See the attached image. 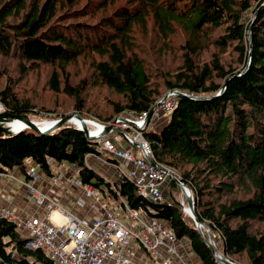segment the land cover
Here are the masks:
<instances>
[{"label":"trees","instance_id":"obj_1","mask_svg":"<svg viewBox=\"0 0 264 264\" xmlns=\"http://www.w3.org/2000/svg\"><path fill=\"white\" fill-rule=\"evenodd\" d=\"M170 91L182 94L144 138L191 190L203 235L172 196L146 201L123 175L99 174L87 157L103 154L71 123L0 138V174L28 178L32 162L50 178V161L66 163L83 184L163 221L198 264H221L208 231L233 263L264 264V0H0V105L12 117L109 124ZM0 264L54 262L0 219Z\"/></svg>","mask_w":264,"mask_h":264},{"label":"built area","instance_id":"obj_2","mask_svg":"<svg viewBox=\"0 0 264 264\" xmlns=\"http://www.w3.org/2000/svg\"><path fill=\"white\" fill-rule=\"evenodd\" d=\"M181 94L179 91H170L156 102L151 114V111L141 114L126 112L109 124L122 130V139L129 141L128 150L119 148L111 136L104 135L105 124L97 120L87 121L89 140L95 143L94 148L98 152L116 155V158L118 155L123 156L122 153L125 155V160H119L118 165L97 156L98 163L113 168L117 175L129 179L146 201L158 202L169 178L175 174L154 160L144 132L150 130L153 123H157L162 116L172 112ZM0 107V113L4 112L3 107ZM146 120L152 121V124L148 125ZM76 124L82 130L80 122ZM90 158L88 156L87 160ZM53 163L50 161L51 165ZM160 168L163 171L159 172ZM57 170V176L49 178V184H57L58 178L64 177L68 169L64 167ZM27 175L23 185L27 187L28 195L34 199L39 212L17 214L0 203V219L15 222L18 231L27 236L28 247L45 251L54 264H198L192 253L180 246L177 237L160 219L147 214L145 218H140V210L137 209H133L131 217L126 219L119 210L106 207L103 194L93 186L83 184L78 177L71 181L72 185L79 186L83 191L76 204L82 207L87 203L90 208L86 209V214L94 210L95 215H75L65 210L60 199L35 187V182L41 176L33 169ZM0 176L10 175L2 173ZM2 194L0 189V198ZM86 198H93L94 203L86 202ZM121 201V206L125 205V201ZM53 213L62 216L65 222H55L52 219ZM108 236L111 237L110 245L106 243ZM143 248L146 251L142 254Z\"/></svg>","mask_w":264,"mask_h":264},{"label":"crops","instance_id":"obj_3","mask_svg":"<svg viewBox=\"0 0 264 264\" xmlns=\"http://www.w3.org/2000/svg\"><path fill=\"white\" fill-rule=\"evenodd\" d=\"M90 156V160L94 158V156ZM89 165H91L92 167L99 165L100 167L101 164H99L98 162L96 164L92 162L89 163ZM55 166L56 163H53L52 168L57 169L54 168ZM36 168H38V166L33 163L29 167V170L33 169L34 171H36ZM73 173L78 175L76 171L71 172L72 175L70 178V182L71 179L75 178ZM37 174L41 176V179L35 182V187L44 189L45 191H47L49 196L54 195L56 198L57 196L60 197L59 199L63 202L62 204L64 205V208L67 212L70 211L73 212L75 215H81L80 209L76 206L75 202L76 197L81 193L80 189L74 186L66 185L62 186L59 190V188H55L57 187L56 185L47 183L49 181L48 177L45 176L44 173H42L40 170ZM24 180H26V177H24V175L20 171H17V173L14 175V179H7L5 177L0 176V186L5 187L6 190L4 196L0 198V203L10 208L13 212L17 214L24 215L39 212L38 208L35 206L34 199L29 197L27 188L23 185ZM17 183H19L20 186L17 187ZM85 214L86 210H84V215ZM87 215H90L89 217H91V215H95V211H91ZM127 217L128 216H126L125 218L128 219ZM52 219L59 224H63L65 222L64 218L57 213L52 214Z\"/></svg>","mask_w":264,"mask_h":264},{"label":"rangeland","instance_id":"obj_4","mask_svg":"<svg viewBox=\"0 0 264 264\" xmlns=\"http://www.w3.org/2000/svg\"><path fill=\"white\" fill-rule=\"evenodd\" d=\"M247 17V16H246ZM249 18L251 19L252 18V16L250 15L249 16ZM2 106V105H1ZM3 111V110H2ZM125 114V113H124ZM123 114V115H124ZM120 117H122V116H120ZM119 118V117H118ZM51 121H42V122H36V123H39V124H41V123H43V124H41V125H45V126H47L48 125V123L50 124L51 122H55V121H58V120H56V119H50ZM86 120H92V121H94V119H86ZM98 121V120H97ZM115 121V120H114ZM113 121V122H114ZM100 122V121H99ZM71 124H73L74 126H76L77 127V124H76V121L75 122H70ZM40 125V126H41ZM156 126H159L158 124H154V127L151 129V130H154L155 129V127ZM25 128H27V127H25ZM22 129V128H21ZM14 130V129H13ZM150 130V131H151ZM17 131V130H16ZM19 131V130H18ZM30 131H33L32 129H30ZM35 132V131H34ZM145 132H147V131H145ZM145 132H144V134H145ZM109 134H111V133H109ZM117 134V133H116ZM112 138H113V140H115V142L117 143V145L116 146H118L119 148H121V149H127L130 145H129V141L128 140H123L122 139V136H120V138L119 139H117V138H115L114 137V135L112 134ZM128 150V149H127ZM123 154V156H120V155H118L117 156V158H118V161L120 160V161H123V160H125V155H124V153H122ZM114 156H116V155H114ZM114 156H112V155H103L102 156V158L105 160V161H108L109 159L111 160ZM92 160V161H91ZM91 160H88V163H92V162H94L95 164L98 162V159H97V157H94V158H92ZM33 163L32 162H27V167H28V169H27V172L29 171V167L32 165ZM91 166V165H90ZM67 168L68 169V173H66V175L64 176V177H59L58 178V182H57V184H55L57 187H55V188H59V190H60V188L62 187V186H66V185H68V186H74V187H76V188H78V189H80L81 190V193H80V195H78L77 197H76V200H75V202H78V199L80 198V196H82V194H83V191H82V189L79 187V186H75V185H71L70 183V178H71V173H70V171H69V169L70 168H73L71 171L73 172H75V168L73 167V166H70V165H68V164H66V163H63V164H58V163H56V166L54 167V168ZM99 174H101L102 176H104L105 178H108V179H110V180H112V181H114L115 179H116V176H117V173H116V171L115 170H110V168L107 166V165H100V167H99V165L98 166H94L93 167ZM57 169H54L55 170V173H54V177H56L57 176V174H58V170ZM36 171V173H39V168H36L35 169ZM17 173V171H15V172H13L12 174H9L10 175V177L8 178V177H5V178H7V179H14V175ZM73 175L75 176V178H73V179H71V181L72 180H74V179H76L77 177H78V175L77 174H75V173H73ZM52 176V177H53ZM51 178V177H50ZM173 178V177H172ZM172 178H169V180H168V182H167V184L170 182V181H172ZM49 179V178H48ZM79 179V178H78ZM47 183H50V182H47ZM17 187L18 186H20V184L19 183H17V185H16ZM25 186V185H24ZM91 186V185H90ZM177 186H178V188L177 189H169V186H165V189H164V191H163V194H165L164 195V197L165 196H167L168 197V199H167V197H165V202H167V201H169V198L172 196L173 198H175V200L177 201V202H179L180 204H181V206H182V208H183V210L189 215V212L191 211V209H190V207L188 206V203H187V200H186V197H185V195H184V193H182V189H181V187L177 184ZM27 188V187H26ZM0 189L2 190V192H3V194H2V197L4 196V194H5V187H3V186H0ZM27 191H28V189H27ZM58 191V190H57ZM191 191V190H190ZM170 192H172V193H170ZM104 196V195H103ZM193 196V195H192ZM1 197V198H2ZM107 200H108V203L112 206V207H115V208H119L120 210H121V214H123V215H125V217L127 216V211L124 209V207L123 206H121V198H117V199H115L113 196V198L111 197V196H108V195H106V196H104ZM57 198L59 199L60 197H58L57 196ZM88 201H90V202H92V203H94V201H93V198H90V199H87L86 198V202H88ZM61 203H63L62 201H61ZM63 205V204H62ZM64 206V205H63ZM76 206L80 209V212H81V214L82 215H84V210H86V209H88V208H90V206L89 205H87V203H86V205L85 206H78L77 204H76ZM89 211V210H88ZM91 211H94V210H91ZM90 211V212H91ZM73 213V212H72ZM80 215V214H79ZM87 215V214H86ZM87 216H90V215H87ZM191 216V215H190ZM121 220H123V221H126V220H124L123 218H121ZM195 222V221H194ZM180 246H182V247H184V245H186L185 244V241H181L180 243ZM184 249L187 251V249H186V247H184ZM146 256L147 257H150L148 254H146ZM236 264V263H235Z\"/></svg>","mask_w":264,"mask_h":264},{"label":"water","instance_id":"obj_5","mask_svg":"<svg viewBox=\"0 0 264 264\" xmlns=\"http://www.w3.org/2000/svg\"><path fill=\"white\" fill-rule=\"evenodd\" d=\"M250 31H249V34H250ZM228 81L229 80L226 81V83L224 85V88L222 89L221 93H223V91L226 89V87L228 85ZM190 98H192L194 100H200V101L209 100V98H207V97H197V96H195V97H190ZM151 113H152V111L150 112V114ZM15 119L21 120L26 125V127H28L29 129H32L35 132L42 133V134H48L50 132H53L56 129H58L59 127L63 126L64 124L70 122L72 119H78V120L81 121V124H82L81 132H83L84 135L89 139L88 128H87L84 120L82 119V117L80 115H78V114H72V115H69V116H67V117H65L63 119L55 121V122H53V124H51L50 127L44 129V128L40 127L41 124L32 121L27 115L12 117L7 112H1L0 113V138L5 137V136L6 137H10V136L18 133V132L12 131L9 128V126L7 125L9 122L14 121ZM112 128H114V127L107 126L105 128V134L109 133ZM22 130L23 129H21V131ZM150 161H152V160H150ZM172 180L181 187L182 193H185L186 190L189 191L190 195L188 194V196L187 197L185 196V197H186V200L188 202V205L190 206V208H192V211H193L191 213V217L195 221V224H196L198 230L203 235V229H205V226L196 217V214H195V211H194L195 204H194V199H193V196H192V192L190 191L189 188L185 187L184 184L176 176H173ZM205 242L213 250L216 259L221 264H235L232 261H230L226 256L218 255L217 247H216V244H215V241H214V236H213V233L211 231L207 232V238H205Z\"/></svg>","mask_w":264,"mask_h":264},{"label":"bare ground","instance_id":"obj_6","mask_svg":"<svg viewBox=\"0 0 264 264\" xmlns=\"http://www.w3.org/2000/svg\"><path fill=\"white\" fill-rule=\"evenodd\" d=\"M0 109H1V107H0ZM120 118V117H119ZM82 119L84 120V122H85V124L87 125V121H92V120H86V119H84L83 117H82ZM80 122V124H81V121L80 120H78V119H72L70 122ZM95 121V120H94ZM70 122H68V123H70ZM145 122H147V124L148 125H151L152 123V121H148V120H146ZM40 123V122H39ZM100 123H102V122H100ZM112 123V122H111ZM156 122H154L153 123V126L151 127V129L154 127V124H155ZM41 124H43V123H41ZM51 124H53V122H51L50 124L48 123V125L47 126H45V125H41L40 127H42V128H44V129H46V128H48V127H50L51 126ZM67 124V123H66ZM102 124H105V123H102ZM110 124V123H109ZM109 124H105L106 126H105V128L107 127V126H112V127H114V128H112L111 130H110V132L109 133H111V134H109V133H107V134H105V129H104V135H106V136H111L112 137V134L114 135V137H116V138H120V136H123V132H122V130H120L117 126H114V125H109ZM8 126H9V128L12 130V131H14V132H21V128L22 129H24L25 127H26V125L21 121V120H18V119H15L14 121H11V122H9L8 124H7ZM82 125V124H81ZM89 126L91 125V124H88ZM77 128H78V125H77ZM14 129V130H13ZM26 129H29L28 127L26 128ZM150 129V130H151ZM17 130V131H16ZM19 130V131H18ZM150 130H147V131H150ZM81 131V130H80ZM117 133V134H116ZM17 134V133H16ZM94 144V146H95V143H93ZM130 147V146H129ZM128 147V148H129ZM97 151V150H96ZM98 152V151H97ZM103 154V153H102ZM103 155H105V154H103ZM90 156V155H89ZM92 156H94V157H100L99 155H95V154H92ZM102 158V157H101ZM113 158H115V159H118V158H116V157H113ZM131 158H128L127 160H130ZM164 166V165H163ZM166 167V166H165ZM158 171L159 172H161V171H163V168H160V169H158ZM10 177V176H9ZM8 177V178H9ZM136 189V192L138 193V195L139 196H142L139 192H138V190H137V188H135ZM119 193V192H118ZM188 194L190 195V193H189V191H185V193H184V195L187 197L188 196ZM122 197V196H121ZM143 197V196H142ZM144 198V197H143ZM105 200V206L106 207H108V208H110V209H117V210H119L120 212H121V210L119 209V208H115V207H112L109 203H108V201H107V199H104ZM164 200H165V197H164V195L162 194V196H161V199L158 201V202H164ZM188 203V202H187ZM189 206V205H188ZM123 207H124V209L127 211V218H130L131 217V214H132V210H133V208H130L129 207V205L125 202V205H123ZM190 207V206H189ZM191 209V211L189 212V215H191V213L193 212L192 211V208H190ZM138 216L140 217V218H145L146 217V215H143L142 213H141V211H140V213L138 214ZM156 218V217H155ZM106 243L108 244V245H110V243H111V237L110 236H108L107 237V239H106ZM146 250L143 248V249H141V252H142V254L145 252ZM218 252V251H217ZM218 255H223L222 253H219L218 252Z\"/></svg>","mask_w":264,"mask_h":264}]
</instances>
